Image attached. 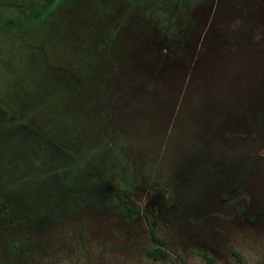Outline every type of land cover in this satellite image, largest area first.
Instances as JSON below:
<instances>
[{
	"label": "rangeland",
	"instance_id": "rangeland-1",
	"mask_svg": "<svg viewBox=\"0 0 264 264\" xmlns=\"http://www.w3.org/2000/svg\"><path fill=\"white\" fill-rule=\"evenodd\" d=\"M240 262L264 264V0H0V264Z\"/></svg>",
	"mask_w": 264,
	"mask_h": 264
},
{
	"label": "trees",
	"instance_id": "trees-1",
	"mask_svg": "<svg viewBox=\"0 0 264 264\" xmlns=\"http://www.w3.org/2000/svg\"><path fill=\"white\" fill-rule=\"evenodd\" d=\"M113 195H114V196L118 199V201L123 205V207H124V212H125L127 215H130L131 213H135V211H133L132 209H130V208L127 206V203H128L127 200L124 199V198H122V197L120 196V194H119L117 191H113ZM148 232H149L150 237H151L153 240L157 241V238H156V236H155V234H154V231H153V227H152V226H149V228H148ZM147 254H148L149 256H151L152 258H156L157 256L162 257V256L164 255L163 252H162L160 249H156V248H154L152 251H148ZM240 264H242V263L240 262Z\"/></svg>",
	"mask_w": 264,
	"mask_h": 264
},
{
	"label": "flooded vegetation",
	"instance_id": "flooded-vegetation-1",
	"mask_svg": "<svg viewBox=\"0 0 264 264\" xmlns=\"http://www.w3.org/2000/svg\"><path fill=\"white\" fill-rule=\"evenodd\" d=\"M238 130V129H237ZM234 134H236V133H234Z\"/></svg>",
	"mask_w": 264,
	"mask_h": 264
}]
</instances>
